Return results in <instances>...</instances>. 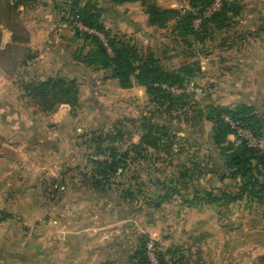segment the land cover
Instances as JSON below:
<instances>
[{
	"label": "rangeland",
	"instance_id": "obj_1",
	"mask_svg": "<svg viewBox=\"0 0 264 264\" xmlns=\"http://www.w3.org/2000/svg\"><path fill=\"white\" fill-rule=\"evenodd\" d=\"M86 1L111 37L191 75L170 89L177 102L156 106L144 88L121 89L109 70L79 62L92 47L75 36L67 2L0 0V264H264V197L202 200L241 185L213 142L212 108L245 104L264 119V0H156L185 15L163 29L146 25L140 3ZM222 2L229 12L210 21ZM11 26L37 54L26 65L25 47L4 50ZM51 77L76 80L73 114H42L23 98L21 82ZM145 130L156 149L133 148ZM112 147L127 155L103 179L97 163Z\"/></svg>",
	"mask_w": 264,
	"mask_h": 264
},
{
	"label": "trees",
	"instance_id": "obj_2",
	"mask_svg": "<svg viewBox=\"0 0 264 264\" xmlns=\"http://www.w3.org/2000/svg\"><path fill=\"white\" fill-rule=\"evenodd\" d=\"M66 2L69 22L75 36L92 47L87 54L79 58V62L86 66L109 70L111 77L117 81L121 89H131L135 85L144 88L150 102L156 106L169 104L171 107L174 102H177L170 89L183 86L185 78L191 75L188 67L185 66L176 71L164 70L147 48H138L116 37H111L110 31L99 22L102 9L97 3L86 1L82 4L81 0H67ZM213 2L214 0L208 3L211 5ZM128 3H140L147 16L146 25L154 29H163L171 19L180 18L182 20L185 17L181 9L160 6L156 0H110L113 6ZM227 12H229L228 5L222 2L221 10L213 13L209 20L215 22L218 18L225 17ZM74 22H80L93 33L79 31L74 26ZM9 31L12 34L11 42L4 50L10 51L25 47L24 51L27 54L23 64L26 65L27 62L34 60L37 54L30 53L26 47L28 44L26 30L11 26ZM20 90L27 103L36 107L42 114H52L61 105L69 106L73 114L80 107L78 84L75 79L51 77L43 81H23L20 83ZM208 119L213 122V142L222 149L226 158V167L231 171L230 177L240 178L241 185L234 196L223 192L220 197H213L210 193H205V198L202 200L207 203H216L234 202L244 196L264 197V147L258 143L263 137L264 119L256 114L253 107L245 104H241L235 110L214 107ZM238 129L250 132L256 144L251 145L238 133ZM230 136L235 138L234 142L228 141ZM158 141L151 131L145 130L138 146L133 148L156 149ZM126 155L127 153L118 156L115 154V149L110 148L109 159L97 163L98 169L101 170V177L104 179L115 175ZM190 200H197V197L193 195ZM3 219L2 215L0 222Z\"/></svg>",
	"mask_w": 264,
	"mask_h": 264
},
{
	"label": "built area",
	"instance_id": "obj_3",
	"mask_svg": "<svg viewBox=\"0 0 264 264\" xmlns=\"http://www.w3.org/2000/svg\"><path fill=\"white\" fill-rule=\"evenodd\" d=\"M217 5H219V3H216ZM74 26L81 32H87V33H93V31L89 30L88 28H86L84 25H82L80 22H74ZM238 133L246 138L249 143L251 145H255L256 144V141L253 139L252 135L250 132L248 131H245V130H241V129H238ZM2 217L1 215V212H0V218ZM150 249V248H149ZM153 258L151 259V264H153Z\"/></svg>",
	"mask_w": 264,
	"mask_h": 264
},
{
	"label": "crops",
	"instance_id": "obj_4",
	"mask_svg": "<svg viewBox=\"0 0 264 264\" xmlns=\"http://www.w3.org/2000/svg\"><path fill=\"white\" fill-rule=\"evenodd\" d=\"M47 1H50V4H49V8H50V10H52V8L54 7V6H56L57 5V3H56V1L57 0H47ZM58 1H62V2H66L67 0H58ZM123 6V5H122ZM5 33V32H4ZM46 31L44 30V36H46ZM11 33L10 32H6L5 34H4V37H5V39H4V45H7V44H9L10 42H11ZM31 44V43H30ZM31 46V45H30ZM50 56H53V57H50ZM45 57H47V59H49V58H51V61H55V60H53V59H56V62L57 61H59V60H57V58H54L55 56L52 54V53H48V52H43V54L41 53L40 54V56H39V58H45ZM39 61V60H38Z\"/></svg>",
	"mask_w": 264,
	"mask_h": 264
}]
</instances>
